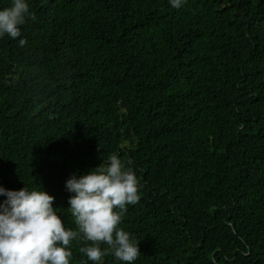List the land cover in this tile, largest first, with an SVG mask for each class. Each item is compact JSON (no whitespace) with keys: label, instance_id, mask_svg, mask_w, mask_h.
<instances>
[{"label":"trees","instance_id":"16d2710c","mask_svg":"<svg viewBox=\"0 0 264 264\" xmlns=\"http://www.w3.org/2000/svg\"><path fill=\"white\" fill-rule=\"evenodd\" d=\"M27 2L0 37V186L44 188L78 230L65 182L117 154L133 264H264V0Z\"/></svg>","mask_w":264,"mask_h":264},{"label":"clouds","instance_id":"9594fccd","mask_svg":"<svg viewBox=\"0 0 264 264\" xmlns=\"http://www.w3.org/2000/svg\"><path fill=\"white\" fill-rule=\"evenodd\" d=\"M184 0H169L180 8ZM33 17L27 0H12V6L0 10V37L21 35L20 26ZM19 43L23 45L24 39ZM72 195L68 204L77 229H66L55 197L43 190H9L0 186V264H70V243L82 239L92 243L80 248L88 261L99 264L109 251L126 264L140 255L131 234L119 227L127 205L140 200L139 182L134 171L117 154L86 174H72L65 182ZM100 242L108 247L102 250ZM87 264V261L84 262Z\"/></svg>","mask_w":264,"mask_h":264}]
</instances>
